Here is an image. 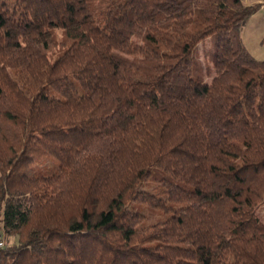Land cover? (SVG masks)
I'll return each instance as SVG.
<instances>
[{
	"label": "trees",
	"instance_id": "trees-1",
	"mask_svg": "<svg viewBox=\"0 0 264 264\" xmlns=\"http://www.w3.org/2000/svg\"><path fill=\"white\" fill-rule=\"evenodd\" d=\"M248 1L0 0V264H264Z\"/></svg>",
	"mask_w": 264,
	"mask_h": 264
},
{
	"label": "rangeland",
	"instance_id": "rangeland-1",
	"mask_svg": "<svg viewBox=\"0 0 264 264\" xmlns=\"http://www.w3.org/2000/svg\"><path fill=\"white\" fill-rule=\"evenodd\" d=\"M258 11L255 13L254 17H251L242 26L240 38L242 45L249 51V53L253 57L258 60H264V10ZM110 13L111 11L109 12V14ZM108 16L105 20L108 19ZM208 46L209 42L206 41L203 45L200 44L197 47V53L204 67L208 64L207 59L204 56V52L208 48ZM209 81L210 78L206 77V82ZM256 214L260 218V220L264 222V204L257 209ZM146 223H149V221H147ZM13 242L14 238H9L8 240H4V245L12 244Z\"/></svg>",
	"mask_w": 264,
	"mask_h": 264
},
{
	"label": "built area",
	"instance_id": "built-area-1",
	"mask_svg": "<svg viewBox=\"0 0 264 264\" xmlns=\"http://www.w3.org/2000/svg\"><path fill=\"white\" fill-rule=\"evenodd\" d=\"M259 3L261 4V8L264 9V0H261ZM3 247H4V240L2 234L0 233V249H2Z\"/></svg>",
	"mask_w": 264,
	"mask_h": 264
},
{
	"label": "crops",
	"instance_id": "crops-1",
	"mask_svg": "<svg viewBox=\"0 0 264 264\" xmlns=\"http://www.w3.org/2000/svg\"><path fill=\"white\" fill-rule=\"evenodd\" d=\"M249 1L245 2V3L248 4V5H250V4H258L261 0H249ZM259 10H264V9H259ZM254 16H255V14L252 17H254Z\"/></svg>",
	"mask_w": 264,
	"mask_h": 264
}]
</instances>
